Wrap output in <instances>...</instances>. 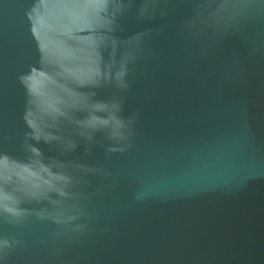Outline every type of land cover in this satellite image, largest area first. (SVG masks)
Segmentation results:
<instances>
[{
  "label": "water",
  "instance_id": "95a60500",
  "mask_svg": "<svg viewBox=\"0 0 264 264\" xmlns=\"http://www.w3.org/2000/svg\"><path fill=\"white\" fill-rule=\"evenodd\" d=\"M0 264H264V0H0Z\"/></svg>",
  "mask_w": 264,
  "mask_h": 264
}]
</instances>
